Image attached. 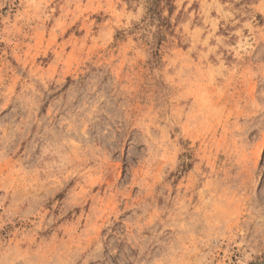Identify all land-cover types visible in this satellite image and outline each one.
<instances>
[{
    "label": "rangeland",
    "instance_id": "obj_1",
    "mask_svg": "<svg viewBox=\"0 0 264 264\" xmlns=\"http://www.w3.org/2000/svg\"><path fill=\"white\" fill-rule=\"evenodd\" d=\"M0 264H264V0H0Z\"/></svg>",
    "mask_w": 264,
    "mask_h": 264
}]
</instances>
